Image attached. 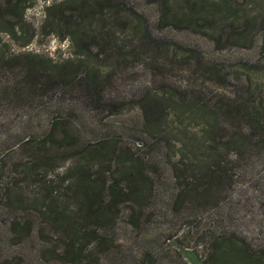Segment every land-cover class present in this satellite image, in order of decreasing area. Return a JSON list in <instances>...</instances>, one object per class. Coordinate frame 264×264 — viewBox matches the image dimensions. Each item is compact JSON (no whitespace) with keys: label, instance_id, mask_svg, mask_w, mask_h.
<instances>
[{"label":"rangeland","instance_id":"obj_1","mask_svg":"<svg viewBox=\"0 0 264 264\" xmlns=\"http://www.w3.org/2000/svg\"><path fill=\"white\" fill-rule=\"evenodd\" d=\"M102 1L28 0L21 20L0 0V264H245L221 259L219 247L264 256V0ZM187 1L221 7L193 24L165 20ZM247 24V41L232 35ZM183 48L205 66L186 72ZM207 67L231 77V95L241 87L234 79H246L252 105L222 132L252 146L240 165L235 148L223 153L220 182L206 177L214 164L173 171L165 158H180L184 132L201 136V118L182 113L148 129L141 109L157 102L165 117V99L188 83L214 95ZM49 71L79 76L76 88L51 85ZM52 123L79 143H55L43 164ZM13 226L31 236L12 240Z\"/></svg>","mask_w":264,"mask_h":264},{"label":"trees","instance_id":"obj_2","mask_svg":"<svg viewBox=\"0 0 264 264\" xmlns=\"http://www.w3.org/2000/svg\"><path fill=\"white\" fill-rule=\"evenodd\" d=\"M110 0H103L102 2H107ZM28 0H7V7L13 10L12 12L20 11L21 12V20L23 18V12L26 9V4ZM166 3H169L166 1ZM198 4L197 1H194V4L189 3L188 1L185 2V6L179 7L178 10H175L172 6L166 10L165 12V20L168 18H172L176 22H188V23H195V20L198 18V15L203 13L206 14L207 17L214 16L215 12L219 10L221 6L219 4L212 5L209 8L200 9L199 7H195V4ZM104 4V3H103ZM264 6V5H263ZM102 9H104L102 7ZM12 17H15L14 13ZM256 22V21H255ZM216 23V21H215ZM15 24L13 31L15 34L16 25ZM219 26L218 24H216ZM250 25V24H249ZM247 30L242 33H238L236 30L233 32L232 35L238 37L241 40L247 41L249 39L248 32L250 31L248 28V24L245 26ZM260 32L263 33V40H264V20L261 23V26L258 25ZM244 28V30L246 29ZM20 29V25H19ZM249 30V31H248ZM264 44V42H263ZM181 48V45L180 47ZM185 53V64L187 66L186 72L188 68L194 66L198 70L205 66L204 60L200 54L190 48H183ZM78 55H84L83 52L77 53ZM242 68L248 69V66L241 65ZM196 71V70H195ZM194 71V72H195ZM191 73V71L189 70ZM194 73H191L193 75ZM76 77L70 78V73L67 71H49L47 75L48 81L51 85H56L60 88H70L69 90H74L77 86L75 82ZM201 77L204 78L205 84H209L210 82H215L216 85L220 88L218 92L214 95L213 91L209 90V87L203 86L201 84H192L188 83L185 87L176 88L178 95L171 94L165 102L170 104L168 106L165 105V117H161V108L157 102H144L141 105V109L144 113L145 117V124L148 129L156 128L160 125V122L165 118V124L168 121V118L175 117L177 121L181 122L183 117H180V114H188L191 118H201L203 120V131L200 137H190L186 132H184V138L179 139L178 146H179V159L177 161H173L174 157L177 156V153L174 152L173 155L169 153H165V158L167 162L173 168V171L180 170L183 166L187 167H194V168H203V166L207 167V163L214 164L216 167L210 166L207 168L206 177L220 182L223 179V173H226L228 169L225 171L218 166L222 165L223 160H221V156L225 151H230L231 148L236 149V159L233 165L241 164L240 162L243 159L244 149L248 146H252V141L248 138H241L238 135H231L230 137L227 135L222 134L229 129L232 121L238 120L239 117H242V113L249 108H252L248 102L243 100V95L240 89L243 87L242 85L246 84V79L240 76L239 78L236 77V80L240 88L231 95L227 92L229 88V84H231V77L228 74L223 73L217 67H207L206 70H203L201 73ZM96 79L89 81V88L87 89V93L90 94L95 93L96 87ZM211 84V83H210ZM243 92V91H242ZM170 94V92H165V95ZM166 98V96H165ZM153 100V99H151ZM154 101V100H153ZM251 106V107H250ZM222 120H224L222 122ZM256 126L259 127V119L257 118L254 122ZM182 124V123H181ZM260 128V127H259ZM58 123H52L50 131L45 137V140L42 143L43 155L39 158V160L45 164L50 158V152L52 153V148H54L55 143H60L59 145L64 149L69 147L77 148L78 147V139L76 136L69 135L66 131L59 132L58 130ZM98 149H96L97 151ZM184 164V165H183ZM204 167V168H206ZM127 175L133 176L131 172H126ZM178 178V177H176ZM112 190L115 191L114 187H111ZM133 190L130 187L127 190V194H132ZM184 195V191L179 192L177 196V202L182 199ZM88 195L85 194V200L82 202V205L85 207L87 206ZM11 239L23 242L31 236V232L18 233L15 226L12 227ZM17 232V233H16ZM219 252V257L221 259H237L243 260L245 264H264V256H259L254 254L251 250L246 247H242L240 249L231 248L227 251L223 250V247H219L217 250Z\"/></svg>","mask_w":264,"mask_h":264}]
</instances>
